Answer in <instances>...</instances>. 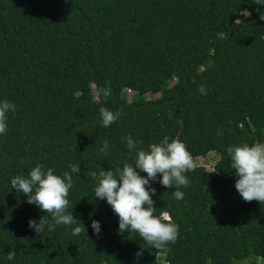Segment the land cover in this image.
Wrapping results in <instances>:
<instances>
[{"label":"trees","instance_id":"1","mask_svg":"<svg viewBox=\"0 0 264 264\" xmlns=\"http://www.w3.org/2000/svg\"><path fill=\"white\" fill-rule=\"evenodd\" d=\"M261 13L254 0H0V101L16 106L0 135V264H264V203L242 199L227 152L264 143ZM152 89L157 99L139 96ZM101 107L120 112L117 121L102 127ZM129 135L138 148L168 136L218 154L211 168L186 173L181 200L159 183L162 174L146 185L156 189L155 214L179 226L163 249L119 233L118 215L95 198L102 171L134 165ZM37 163L72 176L68 211L87 231L29 227L51 216L11 179Z\"/></svg>","mask_w":264,"mask_h":264},{"label":"clouds","instance_id":"2","mask_svg":"<svg viewBox=\"0 0 264 264\" xmlns=\"http://www.w3.org/2000/svg\"><path fill=\"white\" fill-rule=\"evenodd\" d=\"M255 4H264V0H254ZM250 15V13H249ZM260 19L264 20V13ZM201 94H206V88H198ZM15 104L8 100L0 101V135L6 134L7 113L15 111ZM101 126L108 127L120 116L106 107L99 109ZM218 135L222 132L218 131ZM130 154L135 152V163H125L122 168L105 170L99 174L98 184L94 189L95 198L106 199L113 211L119 217V233H138L146 247L163 249L168 243H175L179 235V226L172 220L168 212L156 215L155 202L152 195L155 188L146 187L150 181H155L157 174H162L159 183L168 188H174L173 196L177 200L184 197L181 187L187 188L190 180L186 173L195 171L197 163L187 146L178 137L169 139L165 136L159 143H151L148 149L138 148L140 141L132 136L122 137ZM108 141H103L101 152L107 155ZM231 158V169H235L238 177L236 190L246 202L257 200L264 203V143H241L229 146L227 149ZM139 170V171H138ZM146 172L147 175H141ZM214 172V171H213ZM11 186L17 192L27 196L29 203L50 214L51 220L44 216L39 223L29 220V227L42 234L45 229L54 231L56 225H75L72 235L77 236L87 231L85 225L74 218L69 212V191L73 187L72 176L68 172L55 174L53 168H44L37 163L28 176L16 175L11 179ZM83 198V197H82ZM91 227L98 236L101 231L99 221L92 220ZM142 250L136 253L137 258ZM15 251L7 253V259H15Z\"/></svg>","mask_w":264,"mask_h":264},{"label":"rangeland","instance_id":"3","mask_svg":"<svg viewBox=\"0 0 264 264\" xmlns=\"http://www.w3.org/2000/svg\"><path fill=\"white\" fill-rule=\"evenodd\" d=\"M247 12H248V10H245L244 14H247ZM175 79H176L175 75H172V77L163 76L164 86L165 87L171 86ZM125 93H126V97L128 99H131L134 97H139V96L142 98L157 99L159 97L160 91L158 89H152V90L148 91L147 93L139 95V96H135L134 93L130 90H126ZM189 151L192 154L196 163L203 164L206 168H211L213 165V162L216 160V158L218 156L217 152L213 149H210V150L206 151L205 153H201L197 150H189ZM257 260H258V264H263L260 257H257Z\"/></svg>","mask_w":264,"mask_h":264},{"label":"built area","instance_id":"4","mask_svg":"<svg viewBox=\"0 0 264 264\" xmlns=\"http://www.w3.org/2000/svg\"><path fill=\"white\" fill-rule=\"evenodd\" d=\"M162 264H167V262L166 261H162Z\"/></svg>","mask_w":264,"mask_h":264}]
</instances>
